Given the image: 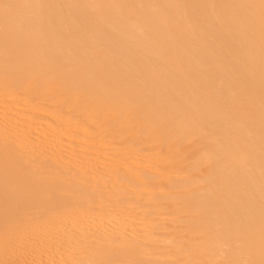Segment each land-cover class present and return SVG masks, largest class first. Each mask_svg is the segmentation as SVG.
<instances>
[{
    "label": "bare ground",
    "instance_id": "bare-ground-1",
    "mask_svg": "<svg viewBox=\"0 0 264 264\" xmlns=\"http://www.w3.org/2000/svg\"><path fill=\"white\" fill-rule=\"evenodd\" d=\"M0 96V264H264V0H0Z\"/></svg>",
    "mask_w": 264,
    "mask_h": 264
},
{
    "label": "rangeland",
    "instance_id": "rangeland-1",
    "mask_svg": "<svg viewBox=\"0 0 264 264\" xmlns=\"http://www.w3.org/2000/svg\"><path fill=\"white\" fill-rule=\"evenodd\" d=\"M0 101H2V102H0V103H4L3 100L1 99V96H0ZM14 103H15V102H14ZM12 104H13V103H12ZM12 104H11V107L14 105V104H13V105H12ZM63 114H64V117H65V115H68L69 113H68V114H67V113L65 114V113L63 112ZM70 116H72V115L69 114V118H70V120H72L71 122H70L68 116H66V117L68 118L69 121L66 120V117L64 118L66 121H68V123L70 122L68 125H66L67 129H71V128L73 127V125L75 124V120L78 121V122L80 121V120H78V119L75 118L76 116H75V117H74V115H73V117H70ZM44 119H45V116L40 115V114L36 115V120H44ZM81 121H82V120H81ZM81 121H80V123L76 122V124H77V125H78V124H82ZM72 122H73V123H72ZM82 122H84V121H82ZM76 124H75V125H76ZM96 125H97V123H96ZM96 125H95V128L92 129V133H93V134H94L95 132L97 133L98 131H101V129H99L98 126L96 127ZM98 125L100 126V124H98ZM63 126H65V125H63ZM93 127H94V126H93ZM96 128H98V129H97L98 131L96 130ZM109 130H111V129H109ZM107 131H108V130H107ZM107 131L105 132V133H106V137L108 136V137L110 138V136H113V135H111V133H112V134H115V133H113V131H112V132H109V131L107 132ZM79 132H81V131L79 130ZM79 132H77V131L74 132V131L72 130V134H75V135H74L75 137H74V140L72 141V143H74L75 146L78 147V148H80L81 145H83V144H82L83 142H82V140H81L82 137H81V134H80ZM81 133H82V132H81ZM96 133H95V135H94L93 137H92V136H91V137H92L93 139H96V138H97L96 141L98 140V142H97L98 144H99V142L101 141L100 144H101V145H104V147H106L105 149L109 148L108 150H111V151H112V149H113V151L118 150V151L120 152V150H122V148L125 147V148L123 149V151L125 152L126 155H127L128 153L130 154V153H134L135 151H138V153L140 152L139 155H141V157H144V156H145V157H149V158H151V161H153V162H155V160H156V163H154V165H155V164H158V161H159V163H162V166H158V165H156V166H158L163 172H165V170L162 169V168L164 167V169H166V171H167V172H166L167 174L169 173L168 171H171L172 173H175L174 171L170 170V169H171V167H170V166H171V160L173 159L172 162H174V155H175L174 152H173L174 149H173V150H170V148H168L169 150H166V151L163 153V151L166 149L164 146H157V145H154L153 147L155 148V146H156V149H153V148H152V143L145 142L146 144H149V145L151 146V147L149 146V149H148V148H147L148 145H147V147H145V148H144V146H145L146 144H144V146L141 145V144L143 143L142 140H141L142 143L140 144V143H138V142H141V141H137V140L135 141L134 138H130L129 136H128V137H127V136H126V137H125V136L121 137L122 134L116 133V135H117V134H119V136L121 135V136H120L121 138H120L118 135H117V136L115 135V136L112 137L113 140H114V141H113V140H111V139H109V138L104 139V138H105V137H104L105 134L102 136V137H104V138H101L100 134H99V136H98V133H101V132H98L97 135H96ZM108 133H110V135H107ZM97 136L100 137V138H98ZM95 137H96V138H95ZM114 137H115L116 139H115ZM117 137H118V138H117ZM78 138H79V140H78ZM123 138H124L125 141H127V140H128V141L131 140V142H128V141H127L128 143H126V142L124 143V142H122V140H121V141L119 140V139H123ZM99 139H101V140H99ZM109 140H111V141H109ZM124 140H123V141H124ZM132 140H133V142H135V143H133ZM76 141H77V142H76ZM78 142H79V143H78ZM80 143H81V144H80ZM131 143L135 144L136 147H134V145L131 144ZM136 143L140 144V145L138 146V147H140L139 149L137 148ZM98 144H97V145H98ZM109 144H110L111 147H112V145H113V146L115 145V147L110 148V147L107 146V145H109ZM127 144H129V145H127ZM130 144H131V145H130ZM63 145H64V147H65V145H67V144L65 143V144H63ZM117 145H118V147H116ZM120 145H121V146H120ZM125 145H126V146H125ZM127 146H128V147H127ZM132 146H133V147H132ZM141 146L143 147L144 150L142 149ZM130 147H132V148H130ZM163 147H164L165 149H164ZM118 148H119V149H118ZM135 148H136V149H135ZM146 148H147V149H146ZM150 148H151V149H150ZM161 148L164 149V150H162ZM105 149H103V150H105ZM114 149H116V150H114ZM133 149H134V150H133ZM140 149H141V150H140ZM152 149H153V150H152ZM159 149L162 150V151H159ZM128 150H129V151H128ZM131 150H132V151H131ZM156 150H158L159 152L156 151ZM118 151H117V152H118ZM121 152H122V151H121ZM124 152H122V154H120V155H124ZM138 153H137V154H138ZM159 153H160L162 156H164V155H166V154H168V155L171 154V156H170V155H169V156L166 155V156H164V157L162 158V157H160L161 155L158 156ZM159 157H160V158H159ZM164 158H165V159H164ZM162 159H163V160H162ZM157 160H158V161H157ZM164 161H165V162H164ZM153 162H152V163H153ZM168 163H169V164H168ZM150 165L152 166V168H154V165H153V164L150 163ZM159 165H160V164H159ZM166 165H167V168H166ZM158 167H157V168H158ZM155 169H156V168H154V170H155ZM168 169H169V170H168ZM151 173H154V171H152ZM163 175H166V174L163 173ZM169 177H170V176H169ZM173 179L179 180V179H178V176H173ZM151 182H152V181H151ZM151 182H150V185H151V186L154 185V187H155L156 185L158 186L159 184L161 185V183H159V182H157L156 184H154L156 181H155V182H152V184H151ZM129 192H131V190H129ZM108 202H109V201H108ZM107 204H108V203H107ZM111 204H115V205H111ZM116 205H117L116 202L114 203V201H112V202L110 201V202H109V205H108L109 210H111V211H113V210H114V211L119 210V209L116 210L115 208H113V207H115ZM126 205H131V204H130V203H127ZM133 205H134V204H133ZM110 206H113V207H112L113 209H112ZM134 206H135V205H134ZM134 206H133V207L130 206V207H127V208L125 209V210H128V212L131 211L132 213H131V212H129V213H131L133 216H134L135 213H136L135 210L132 211V209H135ZM118 207H119V206H116V208H118ZM165 207H166V208H165V209H166V210H165L166 213L164 212V214H163L162 209H161L160 207H159V209L161 210V212H160V210H159V211H156V210H157V208H156V209L153 211V213L156 214V215H154L155 218L153 217L152 219H156L158 216L161 215L160 218L156 219V221H157V220L160 221L161 218H162V216L165 215V217H164L165 219H164V220H166V219L168 218V216H170V217L168 218L170 221H171V220H174V219L177 220V218H171V217H173V216H171V215L174 213L173 211H175V210L173 209V206L166 205ZM168 210H169V211H168ZM144 211H145V210L141 211V209H140V211L138 210L137 212H138L139 214H138V213H137V214H138L139 216H138V215H137V216L135 215L134 217H135V218L138 217V219L142 220V219L144 218V216H145L146 218H144V220H145V219L148 220L150 217L148 218V217H147L148 215H146V211H145V213H144ZM163 211H164V210H163ZM167 211H168V212H167ZM170 211H171V212H170ZM142 212H143V213H142ZM158 212H159V213H158ZM172 212H173V213H172ZM142 214H143V215H142ZM162 214H163V215H162ZM168 214H171V215H168ZM167 215H168V216H167ZM141 217H142V218H141ZM166 217H167V218H166ZM147 218H148V219H147ZM170 218H171V219H170ZM152 219L150 218L148 221H150V220L152 221ZM168 219H167L166 221H162L163 226H166V225L169 226V225H170ZM154 221H155V220H154ZM167 221H168V223H166ZM160 222H161V221H160ZM163 222H164V223H163ZM176 225H177V224H176Z\"/></svg>",
    "mask_w": 264,
    "mask_h": 264
}]
</instances>
